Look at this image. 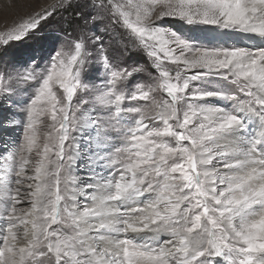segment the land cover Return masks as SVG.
Wrapping results in <instances>:
<instances>
[{
    "label": "snow or ice",
    "instance_id": "6c2138e0",
    "mask_svg": "<svg viewBox=\"0 0 264 264\" xmlns=\"http://www.w3.org/2000/svg\"><path fill=\"white\" fill-rule=\"evenodd\" d=\"M54 21L46 55L12 54ZM0 264H264V0H52L5 24Z\"/></svg>",
    "mask_w": 264,
    "mask_h": 264
},
{
    "label": "rangeland",
    "instance_id": "374dc122",
    "mask_svg": "<svg viewBox=\"0 0 264 264\" xmlns=\"http://www.w3.org/2000/svg\"><path fill=\"white\" fill-rule=\"evenodd\" d=\"M7 0H0V4L6 3ZM52 0H18L21 5L12 12H0V29H3L5 24H11L19 16H24L27 12L32 11L33 8L39 9L41 6H45L47 3H51ZM59 18L57 17V20ZM58 32V24L54 21L47 26L38 35L33 36L31 39L19 44L18 47L11 50L12 54L17 58L24 57L27 53L34 52L38 57L46 55L47 50L50 47L52 37ZM241 43L247 44L248 41L242 40ZM46 125H41V142H43V132L47 131Z\"/></svg>",
    "mask_w": 264,
    "mask_h": 264
}]
</instances>
